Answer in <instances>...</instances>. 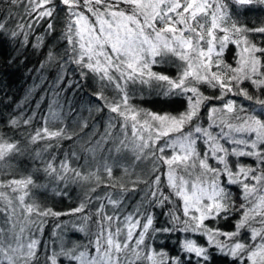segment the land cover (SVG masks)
I'll use <instances>...</instances> for the list:
<instances>
[{"label":"snow or ice","instance_id":"6c2138e0","mask_svg":"<svg viewBox=\"0 0 264 264\" xmlns=\"http://www.w3.org/2000/svg\"><path fill=\"white\" fill-rule=\"evenodd\" d=\"M0 3L10 6L25 4L29 17L35 13L27 25L29 28L47 18L49 35L56 31L53 21L63 14L65 25L60 38L66 45L68 60L65 63L76 64L82 77L91 73L96 78L99 90L94 95L103 101L97 111L106 107L115 114L109 117L99 140L91 146L82 145L83 151L89 153L93 160L98 153L109 154L101 158L106 177L100 175L99 167L96 171L83 174L70 168L66 161L61 162L59 170L51 161L45 162L43 171L61 180L72 171L74 178L85 182L94 179L96 187L103 183L105 187L116 188L117 183H109L116 177L113 175L114 165L107 160L113 152H130L132 163L123 168L124 174L130 175L129 169L135 167L136 162L151 160L152 166L146 173L149 179L137 176L131 181V188L119 184L121 194L134 192L136 185L144 183L148 185L146 197L150 207H163L176 197L182 201L183 216L187 217L182 220L170 210L173 227L155 229L149 208H137L135 216L128 214L121 217L120 199L109 196L113 212H106L103 204L96 208L97 228L88 245L82 246L72 235L65 243L61 235V250L46 257V264H166L164 253L145 251L148 247L145 236L150 229L153 232L199 233L208 237L209 244L215 242L214 246L220 254L231 257L236 264H264V19L252 21L251 26L239 19L249 8L264 7V0H0ZM233 5L236 11L232 10ZM17 27L22 31L24 25ZM0 30L6 31L5 23L0 22ZM217 32L224 35H217ZM10 35L16 37L19 33L14 30ZM24 39L27 41V33ZM229 43L239 49L235 67L222 59H213V54L221 56ZM39 44L40 38L36 46L39 47ZM169 57L180 61L174 64L177 68L175 76L152 70L153 65L172 63ZM58 59L63 57L49 51V61ZM213 67L216 71H212ZM229 71L232 75H228ZM245 80L250 81L256 94L240 87ZM201 83L212 89L219 88V93L205 95L199 88ZM137 84L155 88L160 96L166 98L183 96L187 107L177 114L139 108L130 102L133 86ZM106 89H111L115 95L110 98L105 94ZM229 93L243 96L256 105L259 112L256 108L249 110L244 105H238L234 99H225ZM213 100L222 101V106L210 107L208 116L212 123L202 127L201 107ZM240 113L246 115L241 116ZM233 120L240 123H232ZM11 125L17 126L18 121L12 120ZM117 125L120 132L114 136L112 130ZM213 126H222L219 135L209 131ZM83 127L87 124H83L81 130ZM224 128L228 130L226 133ZM77 134L75 130L43 127L30 135L29 140L36 143L56 139L59 143L60 140H71ZM233 134H242L250 139L237 138ZM225 138L226 142L243 147L229 149L219 142ZM200 139L207 146L204 152L196 146ZM109 141L112 146L105 148ZM166 149L171 151L166 152ZM20 154L22 149L18 143L6 133H0V163L8 164L12 157ZM230 156L252 157L256 165L230 166ZM210 160H215L222 167L210 164ZM160 165L167 166L163 173L166 185L161 182ZM222 177H226V182ZM33 184L31 176L0 181V213L5 216V227H0V264H34L38 260L39 241L31 239L25 245L21 243L25 229L20 227L19 232L15 230L17 213L38 217L84 213L85 221L93 215L85 212L86 202L65 213L41 208L34 200L26 203L25 198L30 194L29 185ZM233 184L240 186L244 201L239 209H235L241 211L235 230L225 232L213 229L205 224L206 220L227 219L235 208L228 188ZM164 186L169 189L167 194L163 191ZM90 191H95V187ZM9 192L18 195L12 196ZM90 199L86 196V201ZM31 223L37 224L38 230L42 231L43 220H32ZM9 224L11 227H6ZM256 224L260 227L254 226ZM57 227L60 225L57 224ZM136 229L139 231L134 239ZM78 230L84 231L83 228ZM242 230L248 235L242 236ZM217 237H224L230 243L217 241ZM81 247L84 250H80ZM182 249L194 253L205 264L211 259L208 249L192 240H185ZM60 257L63 261L59 260Z\"/></svg>","mask_w":264,"mask_h":264},{"label":"trees","instance_id":"16d2710c","mask_svg":"<svg viewBox=\"0 0 264 264\" xmlns=\"http://www.w3.org/2000/svg\"><path fill=\"white\" fill-rule=\"evenodd\" d=\"M25 8L26 5L23 3L14 6L0 3V22L5 23L6 26V31L0 30L2 31V35H0V133H6L7 137L16 141L22 149V154L12 157L8 164L0 163V181L31 176L34 184L29 185L30 194L25 198L26 203L34 200L41 208H51L56 212L65 213L79 206L81 202H86L85 212L93 213L88 221L83 219L84 213L62 215L60 217L51 215L38 217L35 214L28 216L27 214L17 213L15 230L19 232L20 227L25 229L21 237V243L26 245L31 239L39 241L37 248L38 260L34 261V264H46V257L61 250V235L65 238V243L67 237L72 235L78 238L82 246L88 245L89 239L93 238L97 228L95 223L97 217L94 215L96 208L103 204L106 212L109 214L113 212L114 206L109 203V196L113 199H120L119 214L121 217L128 214L135 216L137 208H149L153 216L152 227L155 229L173 227L169 215L170 210L173 215H179L182 220L187 219L183 216L182 201L176 197H173L172 202L166 203L163 207H150L147 202L149 198L146 197L148 185L144 183L136 185L134 192L128 191L121 194L119 184L122 183L131 188L133 186L131 181L136 180L137 176L142 179H149L146 173L150 171L152 166L151 160L136 162L135 167L129 169L131 174H124L123 168L132 163L130 152L122 154L113 152L107 160L109 164L114 165L113 175L116 180L109 183H117L116 188L105 187L103 183L96 187L94 179L85 182L79 178H74L72 171H69L63 180L43 171L45 162L51 161L59 170L61 162L66 161L70 168L83 174L96 171L99 167L100 175L106 177V173L101 167L103 163L101 158L108 157L109 154L107 152L98 153L96 159L93 160L89 153L83 151L82 145L91 146L99 140L107 127L109 117L115 114L110 113L106 107L97 111L98 106L102 105L103 101L97 99L94 95L99 90L96 78L91 73L87 77H82L76 64L65 63L68 60V56L65 55L66 45L60 38L65 25L63 14L53 21L56 31L49 35L46 30V25L49 22L47 18L35 23L31 28L27 26L34 18L35 13L33 17H29ZM232 10L236 11L235 5L232 6ZM240 11L244 12L243 9ZM239 19L251 26L252 21L264 19V7L249 8L246 14L239 16ZM20 24L24 25L22 31L17 27ZM14 30L19 33L16 37L10 35ZM25 33H27V41L24 39ZM217 35L223 36L224 33L217 32ZM38 38H40L39 47L36 46ZM49 51L59 53L63 59L49 61ZM237 53L238 48L236 45L229 43L223 54L219 57L213 54V59H222L226 64L235 67L238 59ZM168 59L172 63L153 65L152 70L175 76L177 68L174 64H179L180 61L174 57ZM221 67L223 68V65ZM212 71H216V68L213 67ZM228 75H232V73L229 71ZM240 87H246L249 92L256 94L255 88L248 80L240 84ZM133 88V99L130 102L139 108L156 113L177 114L187 107V100L183 96L166 98L160 96L157 89L150 88L147 85L137 84ZM199 88L205 95H217L219 93V88L212 89L207 84L201 83ZM105 94L110 98L115 95L111 89H106ZM229 98L236 100L238 105H244L249 110L256 108V111L259 112V108L250 101L245 100L243 96H232L229 93L225 99ZM222 103L220 100H213L206 102L201 107L200 124L202 127H207L205 123L210 107L213 105L221 107ZM240 115L244 116L246 114L240 113ZM12 120L18 121V125L12 126ZM25 121L29 122L25 123ZM85 123L87 127H83L81 130V126ZM232 123L238 124L240 121L233 120ZM43 127H49L52 130L65 128L69 131L75 130L78 134L73 136L71 140H60L59 143L56 139L31 143L29 140L30 135H34L37 129ZM210 129L214 130V127H210ZM226 130L227 128L223 129V131ZM112 131L114 136H118L120 132L119 125ZM93 132H95L94 135H92ZM89 137H91L90 141ZM219 142L229 149L243 147L226 142V138L221 139ZM48 145H51V147H48ZM111 146L110 141L104 145L105 148ZM203 147L207 148L203 146L201 141H198V150L204 152ZM244 150L247 151V149ZM166 152H169V150L166 149ZM228 159L230 166L242 164L254 167L256 165L255 160L249 156H230ZM209 163L222 167L215 160H210ZM166 170L167 166L160 165L159 174L161 175L162 185L167 183L166 176L163 175ZM222 179L226 182V177H222ZM93 187H95V191H90ZM228 188L231 192V199L235 202V208L231 210L227 219L218 217L215 220L205 221V224L209 227L218 228L225 232L235 230V222L241 216V211L235 209H239L240 204L244 203L239 185H228ZM4 191L9 190L4 189ZM163 191L167 194L169 189L164 186ZM9 194L12 196L18 195V193L11 192ZM86 196L91 198L90 201H86ZM14 203L18 204L19 202L14 201ZM4 219V214L0 213V227H5L3 224ZM140 219L143 222V212H141ZM32 220L44 221L42 231L38 230L37 224L31 223ZM57 224L60 227H57ZM254 226L260 227L258 224ZM6 227L10 228L11 225L9 224ZM79 228H83L84 231H79ZM136 230L139 231V229ZM245 235H248V233L242 230V236ZM185 240H192L198 246H204L208 249L211 259L206 264H236L231 257L220 254L214 246L215 242L213 244L207 243L205 236L199 233L192 235L191 232L180 231L153 232L150 229L145 236V244L147 246L151 244L154 253L165 254L166 264H198V261L200 264H205L201 258L195 257L194 253L183 251L182 245ZM220 240H224L223 237ZM80 250H84V248L81 247ZM59 260L63 261V257H60ZM19 264H22V262H19Z\"/></svg>","mask_w":264,"mask_h":264},{"label":"rangeland","instance_id":"374dc122","mask_svg":"<svg viewBox=\"0 0 264 264\" xmlns=\"http://www.w3.org/2000/svg\"><path fill=\"white\" fill-rule=\"evenodd\" d=\"M238 51H239V49H238ZM133 87H136V85L133 86ZM211 123H212V121L209 119V116H208L207 121H206L205 124H206L207 127H208ZM217 125H219V120H217ZM213 127H214V130H211V129L209 128V131H211L214 135H219V134L221 133V127H222V126H213ZM227 131H228V130H226V131H224V132L226 133ZM233 135H236L238 138H248V139H250V137L242 136V134H233ZM220 140H221V139H220ZM198 141H201V143L203 144V146L207 147V146L203 143V139H200V140H198ZM198 141H197V145H196V146H197V149H198ZM203 148H204V147H203ZM168 150H169V152L171 151L170 149H168ZM206 150H207V148H204V149H203V151H206ZM137 232H138L137 230H134V239L136 238V233H137ZM191 234L193 235L194 232H191ZM204 236H205V235H204ZM220 239H221V237H220V238H219V237L216 238L217 241H219ZM223 239L225 240L226 243L229 242L226 238L223 237ZM205 240H207V243L209 242L207 236H205ZM145 251H146V252H149V253H154V250H153L151 244H150V246L147 247V249H145ZM157 259H159V256H157ZM144 264H150V262H144Z\"/></svg>","mask_w":264,"mask_h":264}]
</instances>
